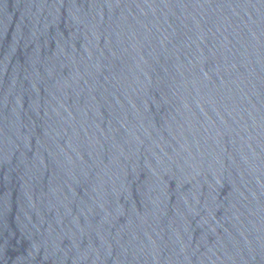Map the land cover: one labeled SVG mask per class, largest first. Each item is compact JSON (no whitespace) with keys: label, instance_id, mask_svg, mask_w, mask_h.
Segmentation results:
<instances>
[{"label":"water","instance_id":"95a60500","mask_svg":"<svg viewBox=\"0 0 264 264\" xmlns=\"http://www.w3.org/2000/svg\"><path fill=\"white\" fill-rule=\"evenodd\" d=\"M0 264H264V0H0Z\"/></svg>","mask_w":264,"mask_h":264}]
</instances>
